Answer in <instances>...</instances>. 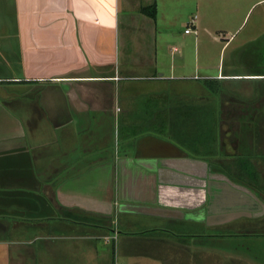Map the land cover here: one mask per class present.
I'll list each match as a JSON object with an SVG mask.
<instances>
[{"label":"crops","instance_id":"0c3cea01","mask_svg":"<svg viewBox=\"0 0 264 264\" xmlns=\"http://www.w3.org/2000/svg\"><path fill=\"white\" fill-rule=\"evenodd\" d=\"M259 7L0 0V264H208V227L259 225L264 87L250 83L264 82V49L250 34L233 45ZM242 81L237 96L229 84ZM177 121L195 122L196 149L175 144ZM211 168L260 208L208 224ZM243 236L252 259L264 232L240 230L232 261L215 264H249L235 256Z\"/></svg>","mask_w":264,"mask_h":264},{"label":"rangeland","instance_id":"374dc122","mask_svg":"<svg viewBox=\"0 0 264 264\" xmlns=\"http://www.w3.org/2000/svg\"><path fill=\"white\" fill-rule=\"evenodd\" d=\"M235 32V31H234ZM250 37H256L257 42L255 44L256 49H264V9L263 7H259L255 10H252V12L248 15L247 20L245 21V23L243 24V26L241 28L238 29V31L235 33L234 38H235V43L233 45L238 46L239 42L242 41V39H245L249 36ZM229 38V37H228ZM238 53L240 54L243 49H239L237 50ZM228 55V54H227ZM240 57V56H239ZM246 61V60H245ZM212 60H208L207 63L208 65H210V67H212L211 64ZM224 63H228V61H223ZM232 62H235V60H233ZM256 63V67L258 70H260L261 68H264V59H259V57H256L255 60ZM237 67L241 68V65H237ZM252 67V65H251ZM145 80V79H143ZM142 81V80H140ZM143 83H149L147 81H144ZM230 83V82H229ZM250 84H256L257 88H263L264 87V82H253ZM227 85V84H226ZM230 89L234 90L237 92V96H238V92L239 93H246L247 95V88H248V83L247 82H234V83H230L229 84ZM229 90V89H228ZM118 90L116 92V95L118 94ZM239 98V97H238ZM180 122V121H177ZM176 134H178L179 138L175 139V144H177L180 147L183 148H187V149H196L197 145H198V141L197 139H199L197 135V125L194 123H186L183 124V122L180 123H176ZM188 129V130H185ZM188 133V134H187ZM180 134V135H179ZM210 134H209V138H210ZM186 137V139H185ZM197 138V139H196ZM211 142V141H210ZM210 144V143H209ZM213 144V143H212ZM213 148V145H212ZM211 156V155H209ZM233 174V172H230ZM237 175V173H234ZM240 175V174H239ZM241 176L243 177V179H246L247 177L241 174ZM245 223V224H244ZM254 223V222H253ZM187 228H189L188 224L185 225ZM257 230L259 232H264V220L262 222L258 224H249L248 220H235L233 221V224L231 226L228 227H208V237H207V259H208V264H215L216 262L219 261H232V257L233 254L231 253L230 250V246H232V240H233V235H237L238 231L240 230ZM240 239L242 238L243 240V244H244V249L235 256H239L241 261H246L249 264L252 262H254L255 264H264V237L262 238V240H260L259 242H256L255 247L250 246L249 248H251V254H255L254 257L256 256L257 258L255 259L254 257H252V259H250L251 257L248 256V244L251 242L248 240V237H239ZM222 240L225 241V245L222 244V242H217V240ZM220 240V241H221ZM237 243L242 244V240H240V242H238L237 238L235 239ZM234 240V241H235ZM257 243H259V246L257 245ZM251 244H253V241L251 242ZM221 247V250H219V248ZM218 248V249H217ZM235 259V258H234ZM261 259V260H259ZM259 261V263H257ZM118 264V263H117ZM120 264V263H119ZM231 264V263H228Z\"/></svg>","mask_w":264,"mask_h":264},{"label":"water","instance_id":"95a60500","mask_svg":"<svg viewBox=\"0 0 264 264\" xmlns=\"http://www.w3.org/2000/svg\"><path fill=\"white\" fill-rule=\"evenodd\" d=\"M208 189L206 196L209 200L202 210L208 214V224L216 222L220 218H237L239 216H248V211H250L248 205L260 204L258 197L251 190L243 185L235 183L230 177L226 175L219 174H208ZM239 211H243L239 213ZM160 215L165 214V211L160 210ZM199 211L195 213H190L191 215L198 214ZM189 212L185 213L187 219H193V217H188Z\"/></svg>","mask_w":264,"mask_h":264},{"label":"built area","instance_id":"2783aa9c","mask_svg":"<svg viewBox=\"0 0 264 264\" xmlns=\"http://www.w3.org/2000/svg\"><path fill=\"white\" fill-rule=\"evenodd\" d=\"M194 25H195V21L191 20V22L189 23V27L186 29L185 33L189 34L194 32ZM118 238V234H113V235H109L105 238V240L107 242H114L117 241Z\"/></svg>","mask_w":264,"mask_h":264},{"label":"flooded vegetation","instance_id":"af4514ba","mask_svg":"<svg viewBox=\"0 0 264 264\" xmlns=\"http://www.w3.org/2000/svg\"><path fill=\"white\" fill-rule=\"evenodd\" d=\"M209 173L211 174V173H217V172H215L212 168H211V170L209 169ZM235 183H236V181H234ZM238 184V183H237ZM254 192V191H253ZM248 206H250V205H248ZM255 206V208H260V207H258V205H254ZM254 208V209H255Z\"/></svg>","mask_w":264,"mask_h":264},{"label":"trees","instance_id":"16d2710c","mask_svg":"<svg viewBox=\"0 0 264 264\" xmlns=\"http://www.w3.org/2000/svg\"><path fill=\"white\" fill-rule=\"evenodd\" d=\"M156 10H155V8H154V10L152 11V13H151V16L154 18L156 15Z\"/></svg>","mask_w":264,"mask_h":264}]
</instances>
